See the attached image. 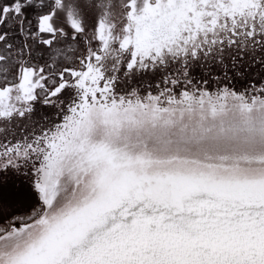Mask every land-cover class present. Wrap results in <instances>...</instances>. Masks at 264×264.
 Here are the masks:
<instances>
[{
  "label": "snow or ice",
  "instance_id": "snow-or-ice-1",
  "mask_svg": "<svg viewBox=\"0 0 264 264\" xmlns=\"http://www.w3.org/2000/svg\"><path fill=\"white\" fill-rule=\"evenodd\" d=\"M217 34L264 0H0V264H264V84L164 64Z\"/></svg>",
  "mask_w": 264,
  "mask_h": 264
},
{
  "label": "water",
  "instance_id": "water-1",
  "mask_svg": "<svg viewBox=\"0 0 264 264\" xmlns=\"http://www.w3.org/2000/svg\"><path fill=\"white\" fill-rule=\"evenodd\" d=\"M212 37H209V40H211ZM216 43H208V49L210 50H199L195 55H193L190 51L188 53H167L165 54L164 58V64L166 68H172L177 70L179 73L182 74V78L185 80V83L188 84L190 87H199L200 84H197L194 81V75L196 73H199L201 75V80H209L213 79L212 74H216L217 76L219 73H222V71H226V67H223L220 65L223 61L228 59L232 54L235 53V51L240 50V52H243V58L244 62L252 59L254 56H260L262 53H264V43L263 48L261 44L259 46L262 48V50L257 49H249L248 51L243 50L241 48H245L246 45L250 44L254 41H239L237 43H230V37L227 34H224L222 39L223 43H220L221 36L220 34H217L216 37ZM264 41V39H262ZM261 40V42H262ZM245 42H248L246 44ZM260 43V42H256ZM252 57V58H251ZM213 63V64H212ZM242 64V67L246 63H240ZM187 67V74L186 76L183 75V69L184 67ZM213 67V69H211ZM258 69H252V70H243L244 77L240 78L237 82L236 89L237 90H248L253 85L259 86L261 83H254L253 85L249 84V80L253 78V73L256 74L257 77L263 76L264 77V64L263 66L259 63L257 65ZM210 68V69H209ZM228 68V67H227ZM230 68V67H229ZM126 70V67H122L120 75L123 77V72ZM211 70V71H210ZM229 70H232L234 72H239L240 70L237 68H231ZM165 69L161 68L158 70H143V71H134L133 73L128 74V77H124L125 83L134 86L138 93L143 94L147 91V89L151 88L153 92L162 90L163 86V80H164V73ZM224 71V73H225ZM161 85V88L158 89L157 85ZM210 83V82H209ZM212 84V82L210 83ZM116 87H120V83L118 82L116 84ZM121 87H124L126 90L125 85H121ZM212 88L215 89V85L212 84ZM39 107V106H38Z\"/></svg>",
  "mask_w": 264,
  "mask_h": 264
},
{
  "label": "trees",
  "instance_id": "trees-1",
  "mask_svg": "<svg viewBox=\"0 0 264 264\" xmlns=\"http://www.w3.org/2000/svg\"><path fill=\"white\" fill-rule=\"evenodd\" d=\"M246 44H248V42H245ZM263 43L264 41L262 40V42L260 41V43H256V42H251L250 44L246 45L245 48H241L243 50L246 49V51H248L249 49L251 48H255L257 50H262L263 48ZM259 44H261L262 48L259 46ZM243 52H239L238 51H235L234 54H232L228 59H226L225 61H223L222 63H220L221 66L223 67H226V71L225 73H227L228 75H226L224 78H223V82H226V83H230V85L232 86H235L237 85V82L239 81L240 78H243L244 77V72L243 70H252V69H258L257 65H259V63L263 66L264 64V53H262L260 56H254L252 59L244 62V58H243ZM240 63H246L244 64V66L242 67V64L240 65ZM213 64V63H212ZM228 67V68H227ZM230 67V68H229ZM237 68V70L239 69L240 71L239 72H234L232 70H229L231 68ZM210 69V68H209ZM213 69V67L211 68ZM243 69V70H242ZM259 70V69H258ZM211 71V70H210ZM222 71V72H224ZM216 77L217 79H220L219 75L217 76L216 74H212V77ZM253 78L251 80H249V84L253 85L255 82L256 83H261V84H264V77L263 76H260V77H257L255 73H253ZM213 80V79H212ZM211 79L207 80L209 81L210 83L212 82ZM194 81L197 83V84H200L199 82L203 81L201 80V75L199 73H196V75H194Z\"/></svg>",
  "mask_w": 264,
  "mask_h": 264
}]
</instances>
